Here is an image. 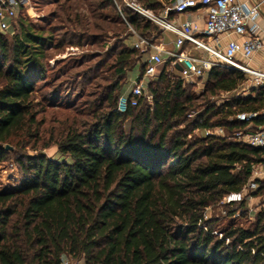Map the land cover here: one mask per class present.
Returning <instances> with one entry per match:
<instances>
[{
  "label": "trees",
  "instance_id": "1",
  "mask_svg": "<svg viewBox=\"0 0 264 264\" xmlns=\"http://www.w3.org/2000/svg\"><path fill=\"white\" fill-rule=\"evenodd\" d=\"M139 1L156 11L170 2ZM107 5L123 25L114 31L119 77L94 102L91 119L70 125L57 141L70 161L43 153L18 159L21 184L0 189V264H63L66 255L83 264H264V208L251 226L230 225L221 235L217 220L205 217L209 206L243 190L264 148L210 133L189 142L186 134L172 133L192 102L178 66L168 69L165 63L147 81L151 101L144 94L120 110L118 98L130 95L124 88L128 72L136 65L144 71L146 52L127 43L134 34L113 0H101L100 7ZM127 18L152 39L161 31L136 13ZM51 38L43 29L25 28L12 42L0 34V162L12 148L41 135L33 93L45 77ZM171 72L179 78L171 79ZM205 76L212 95L237 91L250 80L225 66ZM212 109L193 121V129L264 126V84L234 94L208 115ZM238 112L257 115L239 120Z\"/></svg>",
  "mask_w": 264,
  "mask_h": 264
},
{
  "label": "rangeland",
  "instance_id": "2",
  "mask_svg": "<svg viewBox=\"0 0 264 264\" xmlns=\"http://www.w3.org/2000/svg\"><path fill=\"white\" fill-rule=\"evenodd\" d=\"M100 2L101 0H22L10 28L0 30V34L10 42L13 36L20 34L25 28L33 31L43 29L45 35L52 37V44L47 46L43 60L45 77L35 82L33 93L41 135L36 142L35 138L31 139L24 146H16L6 154L0 162V189L21 184L19 158L25 160L43 153L54 160L70 161L68 155L59 151L57 141L66 134L70 125L80 126L91 119L92 111L96 108L94 102L104 96L109 85L119 77L113 50L117 51L120 46L114 31L116 27L123 28V25L114 21L112 6L100 7ZM133 40L128 39L127 43L130 44ZM165 63L171 69L169 61ZM139 70V65L129 70L125 91L130 89L131 81ZM170 78L177 80L179 76L171 72ZM181 79L182 87L190 95L192 102L188 105L186 116L172 133L180 131L187 135L189 142H193L207 135V130L216 132L221 128V136L237 140L236 131L225 126L193 129V121L207 108H221L234 94H248L253 87L251 80L244 82L237 91H221L212 95L205 75ZM143 88L146 99L151 101L148 82L144 83ZM121 96L118 98V108ZM217 117L218 114L213 115V119ZM129 124L130 118L125 121L126 131L130 129ZM248 125L251 129L257 128L252 123ZM230 195H226L205 211L206 218L213 217L217 220L215 228L219 235L230 225L251 226L256 221L257 213L264 208V167L261 162L254 166L241 196ZM242 201L245 202L244 205L240 204ZM63 264H83V261L66 255Z\"/></svg>",
  "mask_w": 264,
  "mask_h": 264
},
{
  "label": "built area",
  "instance_id": "3",
  "mask_svg": "<svg viewBox=\"0 0 264 264\" xmlns=\"http://www.w3.org/2000/svg\"><path fill=\"white\" fill-rule=\"evenodd\" d=\"M170 1V5L164 4L161 10L156 11L138 0H113L121 18L136 37L134 47L147 53L144 71L139 72L131 81L130 95H122L120 98V110H125L128 102L131 105L138 103L144 96V83L157 77L166 61L171 62V67L179 64L178 71L184 79L203 76L214 66H225L247 73L253 87L264 84V68H254L248 64L255 51L263 46L262 38L258 34L262 13L260 3L251 4L241 0H200L206 13L203 25L199 26L194 21H178L170 17L171 11L181 13L196 6L198 4L196 0ZM21 2L22 0H0V30L10 28ZM128 12L150 20L161 30L173 32L176 35L177 50H167L162 42L140 34L128 21ZM232 34L244 38L242 40L230 38L224 43L221 36ZM204 37H208L209 41ZM190 47L202 49L207 55L195 54ZM256 115V112H238L236 118L249 120ZM222 132L221 128L216 132L207 130V134L220 135ZM235 135L238 141L264 148V126L251 129V126L247 125L237 130ZM262 159L261 165L264 167V155ZM230 196L240 197L241 192L231 193Z\"/></svg>",
  "mask_w": 264,
  "mask_h": 264
},
{
  "label": "crops",
  "instance_id": "4",
  "mask_svg": "<svg viewBox=\"0 0 264 264\" xmlns=\"http://www.w3.org/2000/svg\"><path fill=\"white\" fill-rule=\"evenodd\" d=\"M198 4L194 7L189 8L188 10L177 13L175 11L170 12V17L173 19H176L178 21L180 20H190L196 22L199 26H202L205 19V13L206 9L203 7V5L199 2L200 0H196ZM245 1L251 4L254 3H260L261 8V18H260V30L258 31V34L261 36L263 41V46L255 51L253 56L248 60V64L254 68H264V0H241ZM170 5L171 1L169 3H166L165 5ZM222 40L225 43L230 38H237L239 40H242L243 36H238L235 34L232 35H222ZM135 36H133V39L135 40ZM158 41L163 43V46L167 50H177L175 45L176 35L167 30H161L158 36L155 38ZM206 41H209L208 37H204ZM133 40V41H134ZM190 49L193 51V53L198 55H207L206 51L202 49H193L190 47ZM147 58V53H146ZM179 66V64H177ZM126 95V93L122 94Z\"/></svg>",
  "mask_w": 264,
  "mask_h": 264
},
{
  "label": "water",
  "instance_id": "5",
  "mask_svg": "<svg viewBox=\"0 0 264 264\" xmlns=\"http://www.w3.org/2000/svg\"><path fill=\"white\" fill-rule=\"evenodd\" d=\"M178 66V65H177ZM179 68H180V66H178ZM9 146L7 145V148H8Z\"/></svg>",
  "mask_w": 264,
  "mask_h": 264
}]
</instances>
